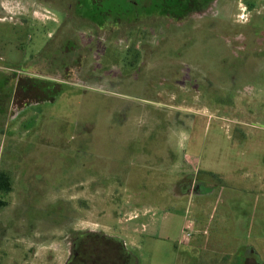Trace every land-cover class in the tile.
I'll list each match as a JSON object with an SVG mask.
<instances>
[{
	"label": "rangeland",
	"instance_id": "374dc122",
	"mask_svg": "<svg viewBox=\"0 0 264 264\" xmlns=\"http://www.w3.org/2000/svg\"><path fill=\"white\" fill-rule=\"evenodd\" d=\"M0 172V264H264V0H0Z\"/></svg>",
	"mask_w": 264,
	"mask_h": 264
},
{
	"label": "trees",
	"instance_id": "16d2710c",
	"mask_svg": "<svg viewBox=\"0 0 264 264\" xmlns=\"http://www.w3.org/2000/svg\"><path fill=\"white\" fill-rule=\"evenodd\" d=\"M10 189L9 179L0 172V190L8 191ZM5 202L0 200V205H4ZM110 244V249L104 252H98L97 246H92L93 253H90V258H81V264H129L130 257L126 248L122 244L108 240L107 244ZM108 248V247H107ZM86 253V252H85ZM88 254V253H86ZM80 262L75 264H80Z\"/></svg>",
	"mask_w": 264,
	"mask_h": 264
},
{
	"label": "flooded vegetation",
	"instance_id": "af4514ba",
	"mask_svg": "<svg viewBox=\"0 0 264 264\" xmlns=\"http://www.w3.org/2000/svg\"><path fill=\"white\" fill-rule=\"evenodd\" d=\"M79 260H80V261H82V259H81V258H79ZM80 261H79V262H80ZM80 264H81V262H80Z\"/></svg>",
	"mask_w": 264,
	"mask_h": 264
}]
</instances>
